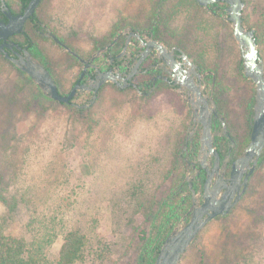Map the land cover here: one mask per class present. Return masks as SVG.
Listing matches in <instances>:
<instances>
[{
    "label": "rangeland",
    "instance_id": "rangeland-1",
    "mask_svg": "<svg viewBox=\"0 0 264 264\" xmlns=\"http://www.w3.org/2000/svg\"><path fill=\"white\" fill-rule=\"evenodd\" d=\"M242 1V25L254 34L255 27L262 32L256 45L264 67V0ZM180 4L178 0H151L150 7L146 0H43L35 15L84 56L102 44L115 24L131 18L168 45H179L202 68L214 71L225 91L223 111L245 147L254 85L243 75L232 26L194 4ZM147 16L149 21L143 22ZM25 30L33 51L66 94L81 67L49 37L35 34L31 24ZM37 93L33 82L0 56V195L19 202L5 232L20 237L31 219L53 217L64 228L48 249L50 258H57L64 234L77 230L91 243L109 246L99 258L78 264H136L144 239L155 230L153 218L158 225L172 205L169 191L181 171L177 156L186 136L188 109L175 106L168 97L147 103L134 91L110 84L82 112ZM140 183L144 195L136 200L129 195L130 187ZM158 208L160 217H154ZM6 211L0 202V218ZM235 261L264 264V162L232 212L207 223L178 264Z\"/></svg>",
    "mask_w": 264,
    "mask_h": 264
},
{
    "label": "flooded vegetation",
    "instance_id": "flooded-vegetation-1",
    "mask_svg": "<svg viewBox=\"0 0 264 264\" xmlns=\"http://www.w3.org/2000/svg\"><path fill=\"white\" fill-rule=\"evenodd\" d=\"M146 1L147 6L150 7L151 0ZM178 1L185 5L194 4L206 14L222 18L231 24L228 12L230 5L225 2L219 1L204 7L200 6L196 0ZM5 8H8L12 15H18L25 7L18 0L15 2L3 0V3L0 0V21L3 23L8 22L4 14ZM35 12L24 26L34 18L31 27L35 34L46 37H49L47 36L49 34L56 36L45 24L35 18ZM146 19L149 21V16L144 17L143 22ZM137 22L131 18L129 22L115 24L110 40L103 41L101 45L97 44L85 57L72 50L67 43L60 41L62 44H57L51 37L49 38L80 63L78 76L65 94L68 95L74 90L75 95L71 103L82 98L85 101L81 105L88 104L93 96L92 86L105 78L97 91L96 99L102 87L110 84L117 89L134 91L137 98L147 103L157 99L159 102L167 101L168 97L175 106L185 105L188 109L189 122L179 152L183 164V179L179 191L185 209L176 205L175 216L171 221L174 228L181 222H187L192 215L193 207L202 205L206 198L217 200L227 198L229 203H232L237 195L241 194L238 204L247 191L251 177L264 162V149L258 156L252 157L247 165L240 166L238 163L233 170V164L245 157V148L249 143L242 147L240 139L233 132L230 120L223 111L226 106L225 91L217 83L219 79L214 71L202 68L179 45H168L165 40L153 35L149 29L141 28ZM9 41L20 47V49L4 48L10 57L26 59L24 54V49H26L32 57L38 60L37 54L31 49L32 42L28 43L25 32L11 36ZM2 43L3 41H0V44ZM156 45H162L164 51L160 52ZM67 49L82 59V62L70 54ZM0 54L4 56L3 52ZM184 55L186 60L195 66L193 71L183 59ZM91 57L94 59L89 60ZM180 69L188 72L184 80L185 85L177 81V72ZM56 84L59 90V85L57 82ZM254 95L252 113L247 123L249 142ZM211 148L214 149L213 152ZM229 214L220 215L217 218L226 217ZM177 217H179L178 220Z\"/></svg>",
    "mask_w": 264,
    "mask_h": 264
},
{
    "label": "water",
    "instance_id": "water-1",
    "mask_svg": "<svg viewBox=\"0 0 264 264\" xmlns=\"http://www.w3.org/2000/svg\"><path fill=\"white\" fill-rule=\"evenodd\" d=\"M41 1L42 0H30L25 6L23 12L18 15H12L8 8L4 9V14L7 17L8 22L3 23L0 21V41H3V43L0 44V52H3L8 60L25 73L47 98L58 103L72 105L79 109L88 108L95 102L97 91L103 84L105 78L92 86L93 96L88 104H74L71 103V100L75 95L74 90L68 95H61L49 71L37 59L32 57L26 49H24L26 59L19 57L18 60L10 57L8 53L5 52L4 48L13 49L15 47L16 49H20L18 45L9 41V38L24 32L26 21L33 16ZM219 1L230 5V8L228 9L230 14L229 20L232 26L233 37L241 51L243 60L242 72L245 78L253 83L255 92L250 142L245 148V157L233 164L232 167L234 170L238 163H240V166L247 165L252 157L258 156L264 149V67L258 55L257 45L254 39V31L252 29H247L242 25V8L244 5L242 0H196L200 6L204 7L208 4ZM47 36L51 37L57 44H62L53 34ZM156 48L160 50V52L164 51L162 45H156ZM67 51L73 56L79 58L70 50L67 49ZM93 59L94 57H91L89 60ZM183 59L186 60L185 55L183 56ZM79 60L82 62V59L79 58ZM187 64L193 71L195 66L191 65L189 61H187ZM187 75L188 72L186 70L180 69L177 72L178 83L185 85L184 80ZM211 151L213 152L214 149L211 148ZM240 197L241 194L237 195L232 203H229L227 198L224 200L206 198L202 205L193 207L190 219L187 222H181L176 225L166 237L153 264H178L181 257L194 243L205 225L220 215L229 214L232 208L240 200Z\"/></svg>",
    "mask_w": 264,
    "mask_h": 264
},
{
    "label": "trees",
    "instance_id": "trees-1",
    "mask_svg": "<svg viewBox=\"0 0 264 264\" xmlns=\"http://www.w3.org/2000/svg\"><path fill=\"white\" fill-rule=\"evenodd\" d=\"M7 1L8 0H6V2ZM18 1L22 4L23 7H25L30 0H18ZM35 18L37 19L36 15H35ZM31 22H34V18L31 19L28 23L31 24ZM25 27L26 26H24V32L26 34L27 41L28 43L32 42V45L30 46H31V49L33 50L34 49L33 41L31 40L30 36L27 34ZM153 27L154 26H152V28ZM261 33H262L261 30L258 27H255L254 39H255L256 44L261 43ZM111 35H113V32H111L104 39V42L109 41L111 38ZM56 38L60 40L57 36ZM60 41L63 42L62 40ZM67 55L73 61L78 63V61L75 58H73L71 55H69L68 53ZM0 56L3 58V60L9 62L7 59H5L3 55L0 54ZM82 56L85 57L84 55ZM38 61L49 71V73L53 77L51 70L39 56H38ZM9 63L12 64L11 62ZM78 64L80 66V63ZM12 65L15 66L14 64ZM15 68L20 73L25 74L20 69H18L16 66ZM27 78L31 80L28 76ZM54 81L56 83L55 79ZM36 88L38 91L37 96L45 100H48V101H53L47 98L46 96H44L37 86ZM125 90H128V89H125ZM59 92L61 95L63 96L65 95V93L61 92L60 88H59ZM251 102L252 103H250L247 106L249 118L252 113L253 97L251 99ZM62 105H66V104H62ZM66 106H71L73 107L74 110L78 112H82L84 109H86V108L79 109L72 105H66ZM177 159L181 161V158L179 157V155L177 156ZM182 166L183 164L181 165V168H180L181 171H180L178 179H176V182L173 183L169 191L170 197L168 199L171 200V202L170 201L169 202L172 205L168 206V202L165 200L163 201V204L166 207L168 206V211L166 214L163 213L164 215L162 218H160L161 222L158 223V225L155 224L156 222L153 218V229L155 228V230L153 233L152 231H150V233H152L151 235H149L150 237L148 236L146 239H144L143 244L141 245L137 253L136 264H153L154 263L159 253L161 245L163 244V242L165 241L169 233L173 230L171 221L173 220L175 216L174 211H175L176 205L182 206L183 210L185 209V204L183 205L184 201L179 191L180 184L183 179ZM141 187H142L141 183L137 187L135 185H132V188L130 187V190L132 191L129 192V195L132 198H136V200L141 199L144 195L143 188ZM137 190H139V192H137ZM0 202L6 206V210H7L6 213L0 218V264H78L82 262H87L90 259L95 260L99 258L101 256V253L104 250L109 248L107 244H103L102 246H97V243H91L89 239L86 238L80 231H77V230L67 231L64 234L63 244L61 246V249L59 251L57 258L52 259L50 258V255L48 254V249L52 246L54 241L57 239L58 235L61 232V228L62 229L64 228L63 224H61L59 221L57 222L56 218H53V217L48 219L46 217L37 216L36 219L34 218L31 219L24 226V228L20 230V233H21L20 237H18V235L7 234L5 232V227L7 224L6 222L8 218H10L13 214L18 212L19 202L16 197H13L10 200V202H8V199L2 195H0ZM159 206L160 204L158 205V207ZM157 210H159V208L156 209V211L153 213L154 217L155 216L160 217V215L157 214ZM178 219L179 217H177V220ZM236 263L237 261H235L234 264Z\"/></svg>",
    "mask_w": 264,
    "mask_h": 264
}]
</instances>
